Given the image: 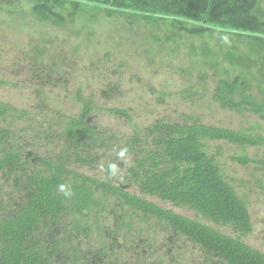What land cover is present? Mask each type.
<instances>
[{"label":"trees","instance_id":"trees-1","mask_svg":"<svg viewBox=\"0 0 264 264\" xmlns=\"http://www.w3.org/2000/svg\"><path fill=\"white\" fill-rule=\"evenodd\" d=\"M28 2L36 23L73 24L82 6L89 5L97 9L92 18L121 16L131 25L143 20L158 31L169 26L171 38L178 32L189 39L214 38L217 47L201 45L208 64L218 63L220 53L231 63H248L235 52L233 38L264 52L259 0ZM170 36L152 34L162 42ZM35 49L38 56L28 57L34 71L25 76L49 79L40 75L37 62L44 50ZM190 51L197 54L192 43ZM63 76V71L51 74L60 82ZM254 93L244 72L220 76L213 88L223 108L246 109L264 119V91L262 97ZM75 99L76 111L50 106L38 111L40 120L28 107L0 100V264H264V249L244 239L253 229L247 196L208 150L219 140L264 146L262 134L208 124L186 113L180 121L133 124L130 133L110 131L92 119L100 109L92 95L78 87ZM103 109L131 122L125 107ZM230 157L264 170V159ZM153 196L196 215L175 212L149 199ZM141 223L159 225L165 236L154 239ZM178 241L188 249L179 253Z\"/></svg>","mask_w":264,"mask_h":264},{"label":"rangeland","instance_id":"rangeland-1","mask_svg":"<svg viewBox=\"0 0 264 264\" xmlns=\"http://www.w3.org/2000/svg\"><path fill=\"white\" fill-rule=\"evenodd\" d=\"M259 3L264 11V0ZM29 5L28 0H0V75L6 76L5 79L0 76L4 80L0 85V100L28 107L36 117L39 110L53 106L76 111V90L81 87L83 94L92 95L100 107L92 119L110 131L130 133L133 124L143 127L156 118L180 121L186 113L208 124L241 128L264 136V119L259 114L223 108L213 98V88L220 76L232 77L240 72L245 73L255 96H263L264 52L250 50L244 39L233 38V43L236 53L250 59L248 63H231L220 53L218 63L208 64L201 45L217 47L214 38L189 39L182 32L171 38L169 26L158 31L143 20L131 25L121 16L98 14L92 18L97 9L89 5L82 6L73 24L36 23L28 12ZM154 33L170 38L164 42L155 40ZM190 43L196 47V55L194 51L188 52L191 55L187 53ZM35 47L44 50L35 61L39 63L40 75L49 79L38 81L25 76L27 71H34L28 57L38 56ZM55 71L64 72L61 82L51 78ZM189 89L191 93L187 92ZM114 106L127 108L131 122L103 109ZM15 123L18 125L20 121ZM208 150L217 155L226 175L234 177L238 192L247 196L253 229L244 237L245 241L264 249V188L258 184L261 179L264 185V171H258L252 163L241 165L230 157L247 155L264 159V146H240L219 140L212 141ZM154 200L180 214L196 215L186 206ZM139 226L149 229L148 235L156 240L165 236L157 224L151 228L144 223ZM221 228L230 231L228 226ZM177 246L179 253L188 249L184 241H178Z\"/></svg>","mask_w":264,"mask_h":264},{"label":"flooded vegetation","instance_id":"flooded-vegetation-1","mask_svg":"<svg viewBox=\"0 0 264 264\" xmlns=\"http://www.w3.org/2000/svg\"><path fill=\"white\" fill-rule=\"evenodd\" d=\"M229 143H231V142H229ZM234 144H236V143H234ZM238 145H239V144H238ZM244 146H245V145H244ZM250 146H254V145H250ZM249 163H252L253 165H255L253 162H249ZM249 163H247V164H249ZM247 164H246V165H247ZM263 171H264V170H263ZM237 187H238V186H236L235 189L238 191ZM148 197H149V196H148ZM155 198L160 199V198L155 197V196L150 197L149 199H152L153 201H155V202L157 203V201L154 200ZM160 201L171 203V202H169V201H167V200H164V199H160ZM157 204H158V203H157ZM171 204H172V203H171ZM162 206H163V205H162Z\"/></svg>","mask_w":264,"mask_h":264}]
</instances>
